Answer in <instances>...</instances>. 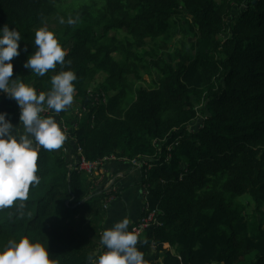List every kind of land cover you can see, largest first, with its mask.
Returning a JSON list of instances; mask_svg holds the SVG:
<instances>
[{
	"label": "trees",
	"instance_id": "trees-1",
	"mask_svg": "<svg viewBox=\"0 0 264 264\" xmlns=\"http://www.w3.org/2000/svg\"><path fill=\"white\" fill-rule=\"evenodd\" d=\"M183 13L196 28L194 44L180 32L171 51L138 56L164 36L173 42ZM5 24L21 34L12 79L39 94L54 74L71 70L74 98L89 114L67 130L74 163L36 144L40 183L26 201L0 209V248L27 237L55 264H94L107 250V208L120 192L92 190L75 169L79 145L89 161L113 154L150 165L139 168L140 182L160 224L138 236L143 264H264V0H0ZM42 24L67 54L63 68L40 77L23 65ZM142 62L158 77L136 87ZM99 76L100 90L88 93ZM99 93L104 103L95 101ZM198 101L202 117L191 129ZM0 112L15 136L24 134L17 102L5 93Z\"/></svg>",
	"mask_w": 264,
	"mask_h": 264
},
{
	"label": "clouds",
	"instance_id": "clouds-1",
	"mask_svg": "<svg viewBox=\"0 0 264 264\" xmlns=\"http://www.w3.org/2000/svg\"><path fill=\"white\" fill-rule=\"evenodd\" d=\"M67 22L74 23L71 19ZM60 23H64L63 18ZM20 41L21 34L16 29L7 24L0 27V92L17 102L21 110L19 123L24 127V134L15 136L13 124L6 119L8 114L0 112V209L10 208L16 201H26L30 186L40 183L34 143L55 151L65 142L60 124L51 116L41 114L52 110L58 115L71 106L75 92L73 82L77 79L71 70L59 71L51 77V89L39 94L32 86L12 79L11 61L20 55ZM34 45V52L23 65L25 69L43 77L58 64L65 66L67 53L54 32L46 27L37 29ZM128 225L129 219L124 218L103 231L101 244L107 250L94 264H143V254L136 247L138 236L128 231ZM0 264H55V261L50 259L48 248L23 237L19 241L10 240L6 247L0 248Z\"/></svg>",
	"mask_w": 264,
	"mask_h": 264
},
{
	"label": "crops",
	"instance_id": "crops-1",
	"mask_svg": "<svg viewBox=\"0 0 264 264\" xmlns=\"http://www.w3.org/2000/svg\"><path fill=\"white\" fill-rule=\"evenodd\" d=\"M3 92H0L2 94ZM51 116L61 126L63 130V119L58 118L57 115L51 114L43 117ZM76 122H73V127L76 126ZM69 127V126H68ZM65 136L67 132H64ZM73 139H67L63 143L59 150H55L56 153L61 154L68 162L74 163L75 157L69 144ZM36 150V144L34 143ZM77 154V152H76ZM88 181L91 183V188L95 192H99L103 189L105 192H120L119 199L112 196L109 201L114 203L111 208L108 206V217L105 221L104 228H111L114 222H118L124 218H128L131 222H134L140 214V209L143 202L142 184L140 180V170L134 166L128 160H108L104 161L98 171L94 174H85ZM102 254V253H101Z\"/></svg>",
	"mask_w": 264,
	"mask_h": 264
},
{
	"label": "rangeland",
	"instance_id": "rangeland-1",
	"mask_svg": "<svg viewBox=\"0 0 264 264\" xmlns=\"http://www.w3.org/2000/svg\"><path fill=\"white\" fill-rule=\"evenodd\" d=\"M179 20H178V28L176 29V38L175 40L172 42L171 38H168L167 36H164L162 38L159 39V41H157L155 43V45L153 46H149V47H144V48H140L138 50V56L144 54L145 51H147L148 49H157L158 51H165V52H169L171 51V47L172 45H177L178 42L176 41V39H178L179 37L181 38V36H185L186 39H188L189 43L194 44V39L193 37H195L196 35V28L192 25L191 23V19L189 18L188 15H186L185 13L183 14H179ZM56 23V19L52 18L49 20V22L47 23V25L49 26H53ZM46 24H42L41 27H46ZM180 32H183V34L181 35ZM123 33H125V31H119V32H115L113 30L109 31V35H117L118 37H121L122 35H124ZM181 35V36H180ZM159 53V52H157ZM149 66H145L144 62L141 63L140 65V69H139V75L137 74V78L140 77L141 80L137 79L135 77V79H133V83H135L136 87L143 85V86H148L150 85V83L153 81V79L158 77L157 72H154V70L149 67ZM134 78V77H133ZM101 81V77L99 76L97 79H95L94 81L91 82V84L89 85L87 91L88 93L90 92V94L93 93H98V91L100 90V88L97 86L98 82ZM79 99L74 98L73 99V108L72 110H70L67 114L65 118L63 119V123L66 126H69L71 123L73 122H77L79 123V121L81 122L84 118H86V114H89L88 109H83L81 107V105L79 104ZM106 101V98H105ZM196 104V109L199 111V116L197 117V119L195 120V122L191 125V128H196L197 125L200 123L201 120V114H200V109H201V102H195ZM206 114V112H205ZM93 118V116H90V119ZM242 202L244 203V205L246 206V210L248 213H251L253 211V203L252 201L247 197V196H243L241 198Z\"/></svg>",
	"mask_w": 264,
	"mask_h": 264
},
{
	"label": "built area",
	"instance_id": "built-area-1",
	"mask_svg": "<svg viewBox=\"0 0 264 264\" xmlns=\"http://www.w3.org/2000/svg\"><path fill=\"white\" fill-rule=\"evenodd\" d=\"M95 101L96 102L101 101L102 103H104L105 97L103 96V93H99L98 95H96ZM20 111L21 110L18 107L19 115H20ZM51 114H52L51 111L47 110V111L43 112L41 115L47 116V115H51ZM75 124H77V122ZM68 129H69V127L66 126L65 124H63L64 132H67ZM191 129H193V128H191ZM76 152H77V155L79 158L76 162L75 169L77 171L85 173L87 175L96 173L104 161L126 160L123 158H119L113 154H110V155L103 156L102 158H99L97 160L89 161L83 156L82 149L79 145H77ZM130 162L138 168H140L144 165L146 168L150 167V165H147L148 163L145 160L142 161V160L132 159V160H130ZM142 195H143V202H142V206L140 209V214L137 217V219L133 222L131 229H130V232H134L137 236H140L142 233H144L151 226H156V225L160 224L159 220L157 219L158 208L152 207L150 205L148 199H147V195H148L147 184L142 186Z\"/></svg>",
	"mask_w": 264,
	"mask_h": 264
}]
</instances>
